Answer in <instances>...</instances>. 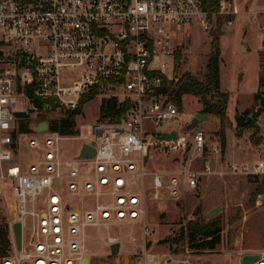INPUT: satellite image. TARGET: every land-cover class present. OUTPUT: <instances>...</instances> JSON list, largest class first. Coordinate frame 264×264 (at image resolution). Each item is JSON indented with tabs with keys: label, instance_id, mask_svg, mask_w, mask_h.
Listing matches in <instances>:
<instances>
[{
	"label": "built area",
	"instance_id": "obj_1",
	"mask_svg": "<svg viewBox=\"0 0 264 264\" xmlns=\"http://www.w3.org/2000/svg\"><path fill=\"white\" fill-rule=\"evenodd\" d=\"M219 14L234 17L239 10L225 0H0V204L5 205L8 183L11 214L10 253L0 264H103L88 256L89 228L141 222L147 239L153 233L143 220L147 201L178 202L184 175L189 188H198L199 173L163 177L144 165L152 145L193 152L192 162L205 161L210 146L204 132L157 129L183 113L164 93V84L176 78L180 31L195 20L209 31L210 17ZM89 97L100 99L101 106L117 99L128 104V112L117 123L100 119L88 136H78L81 125L77 134L62 135V120L79 108L74 118L81 116L86 104L81 102ZM44 124L47 129L38 131ZM173 131L175 140H157ZM68 140L82 143L71 161H63L61 143ZM214 143L212 151L221 156V140ZM85 145L95 149L93 158H80ZM29 153L36 158L23 157ZM203 167L204 173H215L209 162ZM229 170L264 175V158L252 169L231 165ZM18 222L20 250L13 231ZM107 242L120 244L111 236ZM146 244L123 257V264L126 257H133L132 264H212L201 256H179L180 244L164 243V252ZM184 248L190 250L189 244ZM250 255L257 256L250 264H264V251L243 249L236 264Z\"/></svg>",
	"mask_w": 264,
	"mask_h": 264
},
{
	"label": "rangeland",
	"instance_id": "obj_2",
	"mask_svg": "<svg viewBox=\"0 0 264 264\" xmlns=\"http://www.w3.org/2000/svg\"><path fill=\"white\" fill-rule=\"evenodd\" d=\"M232 7L237 6L238 16L216 15L209 19V31L197 21L180 31L177 42L181 44L180 64L175 68L174 74L178 79L189 74L203 82L207 72L206 65L212 49L214 37H219L220 47V91L229 94L227 105V120L224 129L226 146L222 155L212 151V143L219 134L220 121L211 116L208 120L200 122L191 134L197 131L204 132L210 148L206 149L205 161L196 160L193 152L182 154L180 152H166L159 145H152L149 157L144 165L146 172L159 173L163 177L172 173H185L188 170L199 173V185L196 190L189 188L188 178L183 176V193L178 202L169 197H160L157 201H147L146 213L143 218L152 235L147 239L143 235L142 223L131 225L89 228L88 256L92 261L103 264H123V257L131 256L136 247L146 246L154 252H164L163 241L168 237L178 236L182 227L198 217L206 222L205 215L216 207L221 212L212 220L220 221L222 225V242L216 250L206 252L185 251L188 240L180 242L179 256L184 258L201 256L212 264H236L235 259L240 249L249 252L264 251V175L230 173L231 165H253L264 158V110L258 117L257 129L243 130L239 136L236 129V113L249 111L251 115L259 108L255 101L258 91L264 99V86H260V77L264 76V0H225ZM228 20L234 24L228 26ZM242 43L247 51L241 48ZM177 66V65H176ZM176 83V82H175ZM261 87V88H260ZM101 101L95 98L85 104L82 115L74 118L76 125H81L79 137L89 135L91 127L98 123L101 116ZM182 114L177 120L168 122L158 128L160 131L177 130L179 133L191 123L192 118L202 113L203 104L199 97L185 95L182 97ZM150 141V140H149ZM79 140H68L61 143L63 161H71L81 145ZM215 144V143H214ZM213 144V145H214ZM223 146V145H222ZM219 156V157H218ZM26 159H35L33 154H25ZM204 162H209L215 172L208 175L203 172ZM148 186L152 183L149 175L145 180ZM64 184V183H63ZM6 192L4 204H0L4 216L0 220L8 223L11 220L9 212L10 185H3ZM67 200L69 197L63 192ZM179 204V205H178ZM108 236L116 237L120 241V254L112 255ZM117 258V259H116Z\"/></svg>",
	"mask_w": 264,
	"mask_h": 264
},
{
	"label": "trees",
	"instance_id": "obj_3",
	"mask_svg": "<svg viewBox=\"0 0 264 264\" xmlns=\"http://www.w3.org/2000/svg\"><path fill=\"white\" fill-rule=\"evenodd\" d=\"M219 37L212 43V49L209 54L206 65L207 72L204 75L203 82L192 77L189 74L178 76L170 82L169 85L164 84V93L169 95L170 99L182 107V97L185 95H192L199 97L203 104L202 113L208 116H215L220 121V131L222 139V147L226 146V138L224 129L227 120V105L229 101V94L220 91V47ZM177 66L180 64V53L176 54ZM166 82V79L164 80ZM176 82V83H175ZM260 86H264V76L260 77ZM260 87V88H261ZM261 91L259 90L255 96V101L259 102L260 108L264 109V99H261ZM93 97L83 99L81 106L84 103L92 100ZM82 108H79L75 113L68 118L62 120V128L60 130L62 135L77 134L76 122L74 115L80 113ZM128 112V104H118L117 99L111 98L103 102L101 106V120L110 119V122L117 123ZM237 135L246 129H257L258 125L252 119L251 113L246 111L242 114L236 113L235 116ZM55 130V128H53ZM187 239L189 248L194 252H206L216 250L222 242V225L220 221L211 220L206 222L198 217L191 220L182 227L180 234L174 237L166 238L163 243L173 242L179 245L180 242ZM11 239L8 223L0 220V257H6L10 253Z\"/></svg>",
	"mask_w": 264,
	"mask_h": 264
},
{
	"label": "water",
	"instance_id": "obj_4",
	"mask_svg": "<svg viewBox=\"0 0 264 264\" xmlns=\"http://www.w3.org/2000/svg\"><path fill=\"white\" fill-rule=\"evenodd\" d=\"M202 3H205L206 0H201ZM219 1H222V0H219ZM218 38V36L216 35L214 37V41H216ZM242 48V51L243 49L245 50L244 46L241 47ZM264 109L263 108H259L255 113H253L252 115V119L257 122L258 121V117L260 116L261 112L263 111ZM16 117L17 118H28V115L24 114V113H16ZM209 117L208 115L206 114H203V113H198L196 114L192 120H191V123L187 125V127L184 129L185 132H190L194 129L197 128V126L200 124V122L202 121H206L208 120ZM47 129V125L44 124V125H41L39 128H38V131H41V130H46ZM177 137V134L173 131L171 133H162L161 135H159L157 137V140L159 141H163V142H169V141H172V140H175ZM168 148L165 147V151H167ZM95 156V149H93L92 147L88 146V145H85L80 153V158H83V159H90V158H93ZM57 185V183H56ZM179 205V204H178ZM221 212V207H216L214 209H212L211 211H209L206 215H205V219L206 220H212L214 218L217 217V215H219ZM4 216V212L1 211V217ZM13 231H14V238H15V242H16V245H17V249L20 250L21 249V241H22V225L21 223H15L13 225ZM111 249V253L112 255H119L120 253V249H121V244L119 243H116L114 245H112L110 247ZM173 249L175 250L176 249V245H173ZM138 253H141V248L138 249ZM257 259V256H253V255H250V256H245L242 260V263L243 264H250L251 262L255 261ZM133 262V257H126L125 258V264H132ZM170 263V261H169ZM198 263H201V261H198Z\"/></svg>",
	"mask_w": 264,
	"mask_h": 264
},
{
	"label": "crops",
	"instance_id": "obj_5",
	"mask_svg": "<svg viewBox=\"0 0 264 264\" xmlns=\"http://www.w3.org/2000/svg\"><path fill=\"white\" fill-rule=\"evenodd\" d=\"M242 46H244V48H245V52L247 51V46L245 45V43H242V45H241V47ZM209 118L211 117V116H208Z\"/></svg>",
	"mask_w": 264,
	"mask_h": 264
}]
</instances>
